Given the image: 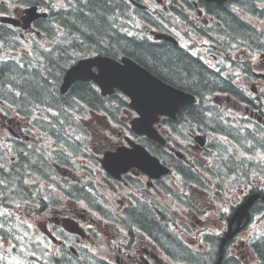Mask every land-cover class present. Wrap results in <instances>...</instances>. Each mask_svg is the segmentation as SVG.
<instances>
[{"label":"flooded vegetation","instance_id":"af4514ba","mask_svg":"<svg viewBox=\"0 0 264 264\" xmlns=\"http://www.w3.org/2000/svg\"><path fill=\"white\" fill-rule=\"evenodd\" d=\"M26 4L39 5L40 10H42L40 6H48L51 19L56 22L54 24L56 33L58 28H61L60 25L71 29L68 25L62 23L65 20V13L66 16L69 13L78 14L77 11L80 6L89 4V0H55L50 4H47V0H0V16H12L22 19L24 10L27 7ZM228 10L226 11L227 16L228 13H233L232 10ZM185 13L187 12L185 11ZM66 21L70 24L68 20ZM204 21L208 23L210 19L206 17ZM44 22L46 21L36 20L28 29L20 26L17 31L18 35L25 39L27 35L41 37L39 29L42 28ZM186 27L187 23L183 21V29H186ZM60 32L64 37L63 31L60 30ZM183 37L188 40L194 37L207 40L213 39L196 28L183 30ZM178 47L190 54L184 47ZM205 48H209V46L205 45ZM255 51L245 50L242 53L251 57L250 55L260 52V50ZM205 53L214 56L208 50ZM261 55L264 57V49L261 51ZM215 62L218 63L217 57H215ZM258 78L264 79L263 76H258ZM232 88L233 85L231 84L223 90L226 89L230 91L228 93L233 95ZM257 91L259 92V90ZM227 96L229 95L221 94L216 100L223 102V98ZM19 118L18 116H9L0 108V133L2 134L8 130L11 134L7 137V140H0V144L3 145H0V184L7 186V190L8 187H11L8 191L6 189L0 190V200L4 199V204H0V264H218L221 256V241L228 228L227 223L225 228L222 227L221 230L215 231L216 242L213 243L207 240L200 242L199 234L193 237L191 232H186L184 228L164 226L161 227L164 235L162 237L156 238L147 235L139 228H132L126 230L127 235L121 236L122 240L115 244L110 241L101 242V240H106L105 232L107 229L102 226L101 222L104 218L99 214L80 213L74 208L69 199L58 206L56 201L48 196L52 197V190L42 189L44 204H34L31 200L34 190L28 184L27 177L33 174L37 175L39 179L42 178L45 182L44 185L55 187L58 178L56 175L48 173L47 168L53 167L52 163L48 162L52 157L45 155L40 149L26 145L25 141H30V139L25 138L30 125L29 122L22 121ZM31 139L34 140V137ZM15 143L22 144V146L13 147L12 145H15ZM190 147L197 151L198 147L195 143L191 142ZM43 150L48 151L47 148ZM56 150L57 148H52V151ZM30 151H33L35 155L25 154V152ZM69 155L65 157L68 163L61 173V180L70 183L69 179L73 176L71 168L73 156ZM161 180H155L152 185L147 186V195L150 196V199L153 198L154 193L158 192V183ZM34 185L38 188L41 181ZM18 186H28V198H25L22 190L20 192L18 190L19 194L17 196L16 187ZM10 199H12L11 204L9 203ZM26 204L27 209L25 210ZM207 212L204 210L199 214H207ZM191 213L183 210L173 212L154 211L150 214ZM102 215L104 216V214ZM67 218L77 220L85 228L86 236L83 237L69 232L64 226ZM198 223L203 226L206 236L211 234L210 231L212 230L208 227L206 221H198ZM114 231L117 233L116 226ZM150 231L151 229H149ZM176 231L180 235L171 234ZM192 231L196 232L197 230L193 229ZM185 233H188V237ZM238 235L225 244L222 260L219 264H264V260L257 251V247L260 245L252 242H242L239 246L236 242Z\"/></svg>","mask_w":264,"mask_h":264},{"label":"trees","instance_id":"16d2710c","mask_svg":"<svg viewBox=\"0 0 264 264\" xmlns=\"http://www.w3.org/2000/svg\"><path fill=\"white\" fill-rule=\"evenodd\" d=\"M217 8L222 11H229L226 6ZM174 10L179 12L177 8H174ZM210 11L212 10L210 9ZM77 13H69L68 16L65 13V20L62 22L77 34V41H74L70 47H60L58 50H49L48 52L41 49L40 53L33 55L34 58H24L22 62L12 59L1 60L0 82L12 84L14 90L21 92V94L14 95L20 100V102L14 104L21 113L32 114L31 109L34 108V105L36 106V103H40L53 107L59 112L60 116L66 119L75 113V110L72 111L73 108L77 109L78 105H83L81 103L83 101L91 112L103 110L110 112L111 109V114H116L117 110H112L114 106L112 104L113 97H103L93 84L77 82L68 94H60V83L65 71L68 66L81 57L82 52H80V49L76 51L72 49L78 45L83 51L94 48L99 53L114 58H119L122 55L130 56L165 81L199 96L201 98L200 103L183 107L180 111V118L187 122L198 123L202 132H218L229 135L242 148L245 147L244 137H250L255 141L256 146L264 147V141L259 140L254 132L248 131L242 134L239 129H234V126L230 123L225 124L217 116L210 114L212 105L205 103V96L211 95L213 91H218V89L223 90L229 85V82L224 80L218 73L207 67L200 59L184 52L178 46L166 41L150 42L147 39L129 37L119 31L118 25L117 28L115 27V21L118 19L117 14H121L123 20L125 15L128 14L125 0H90L89 4L80 6ZM223 21L231 31H226L223 28L220 32L221 35L233 37L241 35L248 38L249 41L256 39L252 27L239 19L234 13H228ZM156 26L170 30L169 27L165 28L162 24ZM220 42L225 43L224 40ZM236 42L241 43L242 41L236 40ZM235 93L239 94L237 90ZM115 98L117 99V96ZM23 101L26 109L22 104ZM247 101L251 105H255L251 99ZM29 106H31V109L27 110ZM215 122L219 129L214 125ZM46 124L47 127L56 125L55 119L46 122ZM57 124H59V127L57 128L56 139L65 147L72 148L76 156L87 157V153L83 152L84 148L82 149L80 145L77 149L75 148L78 140H74L75 137L65 133L66 124H60L59 120ZM211 147L217 149L219 154L221 153L219 163H223L222 167L219 166L218 170H211L201 166V172L219 180H227L230 177H243L244 172L239 157L234 155L225 158L226 155L222 153L228 148H217L214 143L211 144ZM58 155H60V152ZM247 163L255 165L251 161ZM179 170L186 180L198 181L202 178L200 171L193 168L187 167ZM19 187L20 191L23 192L27 189V186ZM252 189L255 191L259 188L252 187ZM80 195L82 196V194ZM96 208L103 214H107L101 206L96 205ZM127 211L132 213V216L128 214L132 223H136L149 235L156 238L164 236L161 227L165 225L156 219L153 214H150L148 208H128ZM254 211L258 213L264 211V200L257 203ZM149 229L153 232H149ZM258 243L260 244L257 245L260 246L257 247V251L264 260V239Z\"/></svg>","mask_w":264,"mask_h":264},{"label":"water","instance_id":"95a60500","mask_svg":"<svg viewBox=\"0 0 264 264\" xmlns=\"http://www.w3.org/2000/svg\"><path fill=\"white\" fill-rule=\"evenodd\" d=\"M29 12V19L37 16L34 8L30 9ZM81 66L90 67L92 70L89 72L73 71V69ZM94 67L98 68L97 73L93 71ZM91 79L101 87L105 95L113 93L116 88H119L130 96L132 99L131 105L140 114V117L132 122L133 129L138 133L147 134L160 142H163V140L154 128V123L159 121L160 115L175 117L181 107L194 101V97L191 94L180 88L165 85L153 74L129 58L117 61L111 57L101 55L82 59L70 68L64 77L61 89L66 92L77 81ZM132 157H137V159L128 161ZM152 158L143 147L137 146L131 152L120 149L119 152L112 155L111 160L109 157L107 158L106 166L118 176L123 171L128 170L131 165L145 167V170L154 177H160L169 172L167 167L161 166ZM260 198L264 199V195L261 193L249 195L231 218L230 226L235 221L241 223L244 217L249 215L251 207ZM70 228L77 230L72 224ZM237 231L238 229L227 233L222 242V249L225 242L232 238Z\"/></svg>","mask_w":264,"mask_h":264},{"label":"rangeland","instance_id":"374dc122","mask_svg":"<svg viewBox=\"0 0 264 264\" xmlns=\"http://www.w3.org/2000/svg\"><path fill=\"white\" fill-rule=\"evenodd\" d=\"M147 2H148V4L152 3L151 0H147ZM166 2H167V0H166ZM247 18H248V20L251 19V17H247ZM254 21L257 22V20H254ZM140 26L142 28H144L143 24H141ZM182 43L184 46H187L189 44L188 41H184V40L182 41ZM199 44H200V46H198L197 49L201 50L203 52L202 55L204 56V58H206L205 51H207V49L205 48L204 40L200 39ZM195 52L198 53V50H196ZM252 58L254 60V63H256L255 64V68H256L255 70L260 71L262 69V66L264 65L263 57H261L260 53H257L256 56L252 57ZM242 80H247V78H245L242 75L239 79V83ZM249 82H250V80H249ZM255 83L259 84V87L261 88V90H264V82L255 80ZM252 84L253 83L251 81V84L249 85V89L251 88ZM124 115H125V117H123V118L125 121H127V113H125ZM110 129L113 130V133L115 135H114V137L110 136L111 138H109V137L107 138V142L109 145L110 144H120L121 142H119L118 139H124V137L127 135L131 136V133L126 132V130L119 125L117 127H110ZM7 133H8V131L6 130L2 134L4 136H6ZM0 136H1V133H0ZM91 143H93V142L91 141ZM97 145H100L99 141H97ZM262 158H264V154L261 153V154L257 155V159H262ZM100 180H101L100 181L101 190L110 198V200L113 203L114 208L117 207V209H118V207L120 205V201L123 202L124 200H129L128 192L130 191V187L127 185L125 180H122L121 183L117 182L116 184L113 183L114 180L109 179V178L107 179L105 177H101ZM173 180H174V178L172 176L170 178H167L166 181L172 183ZM28 182L33 184L34 183L33 178L29 179ZM201 193L199 192L197 194V196L201 197L202 196ZM57 194L62 196V194L59 191L57 192ZM240 194H241V192H236L235 190H233V191H230V193L228 192L227 196H219L218 197V201L212 205L213 213L205 216V218L207 219V224L209 225L210 228H212L213 230L215 228V231L221 230L222 227L225 228L226 224L224 222H222V220L220 219V214H225L226 212H228L230 210V206L238 204L240 202V196H241ZM210 201H211L210 198L203 200V202L206 204L207 203L209 204ZM164 202L166 204L170 205L172 208L174 207V204H172L171 200L164 201ZM84 206H86V205L74 204V208H76L80 213L87 214L86 213L87 211L83 209ZM225 209H226V211H225ZM193 221L195 222L194 219H193ZM110 231H112V230H110ZM259 235H264V218L257 216L254 219V221L252 222V224L240 236H238L236 242L238 243L239 246H241L242 242L248 243L250 241V239L252 240L253 238H255ZM101 242H107V241L101 240Z\"/></svg>","mask_w":264,"mask_h":264},{"label":"snow or ice","instance_id":"6c2138e0","mask_svg":"<svg viewBox=\"0 0 264 264\" xmlns=\"http://www.w3.org/2000/svg\"><path fill=\"white\" fill-rule=\"evenodd\" d=\"M91 70L92 69L90 67H87V66H81L79 68L73 69V71H76V72H89ZM225 211H226V209H225Z\"/></svg>","mask_w":264,"mask_h":264}]
</instances>
